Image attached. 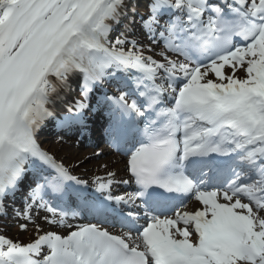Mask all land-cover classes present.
Here are the masks:
<instances>
[{"label":"bare ground","instance_id":"6f19581e","mask_svg":"<svg viewBox=\"0 0 264 264\" xmlns=\"http://www.w3.org/2000/svg\"><path fill=\"white\" fill-rule=\"evenodd\" d=\"M22 0H0V26H2L11 16L13 10ZM154 2V0H149ZM148 0H98L97 9L94 12L90 23L87 25V30L83 32L89 33V36L95 34L96 36L101 34L105 41V49L97 50L93 48V44L90 46L87 39L84 36H78L61 54L60 58L56 62L55 66L44 80L41 88L33 99L26 105L21 117L28 121L34 128L35 132L42 133L49 131L56 125L57 121L62 115L70 113H78L79 99L77 96L71 95L73 88L82 84V80L87 72L88 68H94L98 70V67L106 66V61L109 56L119 54L118 48L123 47L127 42V39L132 38L139 43L144 41V36L139 30L140 22L139 15L144 14V4ZM138 14H137V13ZM121 28V36H114V33ZM98 31V32H97ZM91 34V35H90ZM94 39V38H92ZM261 52H264V46H261ZM180 63L183 64L184 73L188 75H201L205 74L210 76L214 80L227 81L229 76H244L246 69H240L236 71H230L222 66L218 72L209 70L201 73L196 70L187 58L178 57ZM86 64V66H84ZM229 66V64H226ZM88 67V68H87ZM105 69V68H104ZM218 69V68H217ZM193 72V73H192ZM222 72V74H219ZM210 79V80H211ZM71 87V88H70ZM70 88V91L68 92ZM72 89V90H71ZM45 139L44 146L50 149L55 155L50 144L49 138ZM91 140V139H87ZM81 143L78 140H72L71 138L65 139L64 150L59 159L62 163L67 164L69 169L73 171L80 178L93 185H97L100 182H113L114 192L120 196L121 199L130 198L133 191L132 183L128 177V169L126 163L127 152L116 153L110 151L107 148L97 149L96 147L85 146V143ZM73 144H72V143ZM74 147L70 150L68 145ZM3 149L5 153L0 160V172H8L14 165V158L16 164L19 163L17 155H13L11 148ZM56 150V149H55ZM58 151V150H56ZM90 165V166H88ZM131 184L130 188L126 186ZM229 195L231 199H235L231 187H224L221 191V196ZM130 204L133 199L130 198ZM194 200L190 199L187 206L194 204ZM239 210L248 207L247 204L242 202L235 203ZM138 206L135 204V208ZM13 208L11 205L7 209L11 212ZM2 211V209H1ZM0 211V215H1ZM23 212L26 214V218L33 224L38 225L41 229H46L44 233L48 231L67 234L69 231L78 228L81 225L82 220L80 216L77 217H61L50 213L49 211L36 210L32 204L24 207ZM189 212L188 209H182L179 213ZM257 210H250L249 213L255 214ZM68 218V219H67ZM7 224H4L0 220V238L4 237L8 247H2L0 250L17 246L18 238L14 235L10 236L7 232ZM125 236H130L131 242L136 243L139 241L138 235L127 232L123 233Z\"/></svg>","mask_w":264,"mask_h":264},{"label":"rangeland","instance_id":"374dc122","mask_svg":"<svg viewBox=\"0 0 264 264\" xmlns=\"http://www.w3.org/2000/svg\"><path fill=\"white\" fill-rule=\"evenodd\" d=\"M146 48H152V49H156L159 50L158 48L160 47V45H156V43L153 44V42H149V40L146 38ZM161 53H166V50L164 47L161 46ZM159 53V51H158ZM160 54V53H159ZM72 143V142H71ZM50 144H52V149L54 150L55 156L59 159V156L62 155L63 150L65 145L67 144L65 143V140H53L51 139ZM73 144V143H72ZM68 145L69 149L71 150L74 146L73 145ZM58 151H56V150ZM90 166V165H88ZM7 204H13L11 203V201H8ZM15 207H20L22 206L21 204H14ZM16 211V210H15ZM14 216L13 214H10V217L4 220V223L7 224L8 230L7 232L9 233L10 236L14 235L13 238L17 237L18 241L22 244V245H26L29 243H32L34 241H36L40 236H42V234L47 231L46 229H41L40 227L34 225L33 223H31L29 220L25 219H18L16 218V214L15 212Z\"/></svg>","mask_w":264,"mask_h":264}]
</instances>
